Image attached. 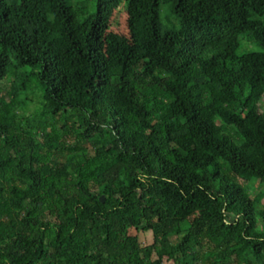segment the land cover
<instances>
[{
	"label": "trees",
	"instance_id": "1",
	"mask_svg": "<svg viewBox=\"0 0 264 264\" xmlns=\"http://www.w3.org/2000/svg\"><path fill=\"white\" fill-rule=\"evenodd\" d=\"M118 2L0 0V264H264V0Z\"/></svg>",
	"mask_w": 264,
	"mask_h": 264
},
{
	"label": "rangeland",
	"instance_id": "2",
	"mask_svg": "<svg viewBox=\"0 0 264 264\" xmlns=\"http://www.w3.org/2000/svg\"><path fill=\"white\" fill-rule=\"evenodd\" d=\"M140 0H119L118 4L114 8L112 15L110 17L108 26L105 30V36L107 39L106 44V53L110 56L111 51H114V48L117 45H120L123 43L124 38L127 36V27L128 24H132L134 19L136 18L135 14V8L139 5ZM243 45L245 47H251L250 44L243 42ZM8 86V83H5V88ZM1 91V87H0ZM36 102L32 101L27 104V107L25 109L24 115H29L33 109L35 108ZM20 123V122H19ZM22 126H24V123H20ZM63 138V137H62ZM65 139V145H74V137L72 135H66L64 137ZM81 151L91 155L93 152L94 146L90 144L89 142H84L80 144ZM240 183L250 192L251 195H253L256 192V185L257 183L253 180L250 182H242ZM264 202V199H263ZM139 240L143 245H148L152 242L151 234L149 232L140 233L139 234ZM175 241L174 237H169L168 243H173ZM150 258H154V254H149ZM163 263L168 264L171 263L170 260H165L163 258Z\"/></svg>",
	"mask_w": 264,
	"mask_h": 264
},
{
	"label": "water",
	"instance_id": "3",
	"mask_svg": "<svg viewBox=\"0 0 264 264\" xmlns=\"http://www.w3.org/2000/svg\"><path fill=\"white\" fill-rule=\"evenodd\" d=\"M99 200L102 201V195H100Z\"/></svg>",
	"mask_w": 264,
	"mask_h": 264
}]
</instances>
